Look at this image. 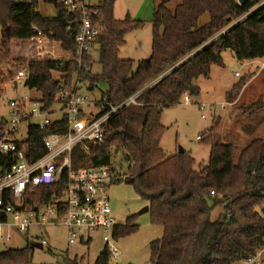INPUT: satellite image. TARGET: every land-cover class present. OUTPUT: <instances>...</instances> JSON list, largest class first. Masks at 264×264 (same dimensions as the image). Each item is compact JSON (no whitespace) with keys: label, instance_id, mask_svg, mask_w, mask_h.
Listing matches in <instances>:
<instances>
[{"label":"trees","instance_id":"16d2710c","mask_svg":"<svg viewBox=\"0 0 264 264\" xmlns=\"http://www.w3.org/2000/svg\"><path fill=\"white\" fill-rule=\"evenodd\" d=\"M47 1L55 5V15L37 10L38 0H0V95L9 79L27 67L29 89L40 92L45 106L51 107L61 90L73 91L79 66L77 16L57 0ZM116 1L97 4L96 21L103 29L98 40L101 72L93 74V58L84 56L79 73L90 90L105 85L102 97L116 105L141 93L136 104L124 106L112 117L102 143L88 153L76 148L74 165H111L115 153L125 152L130 169L125 178L148 201L151 222L164 228L162 237L150 244L153 264H242L264 244V135L247 144L237 160L232 143L207 135L209 162L198 170L191 154H166L161 117L186 95H199L196 81L209 78L212 66L222 64L223 51L231 50L239 61L264 58V5L244 17L263 0L244 5L237 0H181L173 11L168 8L172 0H162L153 10L151 55L139 61L121 58L120 49L126 35L142 22L130 15L117 19ZM206 14L208 20L200 23ZM33 26L53 42H31ZM4 66L11 70L4 71ZM250 79L248 75L233 86L226 94L228 102H234ZM63 130L65 125L46 130L31 126L29 154L43 155V136ZM3 132L0 126V138ZM54 190V186L39 188L43 198L37 202L47 201ZM218 205L223 212L212 220L211 210ZM138 229L135 216H129L115 226L114 237L119 240ZM31 261V244L0 252V264ZM65 264L80 263L75 257ZM93 264H110L106 246Z\"/></svg>","mask_w":264,"mask_h":264},{"label":"built area","instance_id":"2783aa9c","mask_svg":"<svg viewBox=\"0 0 264 264\" xmlns=\"http://www.w3.org/2000/svg\"><path fill=\"white\" fill-rule=\"evenodd\" d=\"M17 1L28 3L33 0ZM57 2L68 13L77 16L75 43L79 71L73 91L70 93L61 90L51 107L45 106L40 92L38 97L21 93L16 99L8 101L10 118H0V126L4 130L3 137L0 138V246L13 241L19 234L41 230L34 235L32 242L41 243L44 247L48 244V238L43 231L51 227H65L70 244L78 240L86 243L91 241L90 237H84L80 231H102L111 264V261L118 262L120 258V252L114 243V228L118 223L108 194V186L114 180L112 168L109 164L76 167L74 153L77 147L88 153L92 146L102 143L112 117L124 106L136 104V98L141 92L117 105L107 97L89 101L79 94L80 85L84 82L79 73L83 58L92 57L94 52L100 50L98 40L103 29L96 21L98 0ZM263 5L264 0L244 17ZM33 32L31 42H53L37 26H33ZM260 68H264V63ZM236 76L241 77L239 73ZM26 79L28 69L24 67L8 82L17 91L20 82L25 86ZM184 98L186 103L190 102L189 95ZM55 104H60L62 108L53 110ZM232 106V102L220 104L224 110ZM205 107V104L200 105L202 110ZM53 113L61 115L52 118ZM202 117L205 115L202 114ZM24 123L28 124L25 131L22 129ZM54 124L65 125V130L48 131L43 136L45 153L33 158L27 145L29 128L36 126L46 130ZM48 186L55 187L51 197L47 201L37 202L43 198L38 194L39 188ZM242 264H264V244Z\"/></svg>","mask_w":264,"mask_h":264},{"label":"rangeland","instance_id":"374dc122","mask_svg":"<svg viewBox=\"0 0 264 264\" xmlns=\"http://www.w3.org/2000/svg\"><path fill=\"white\" fill-rule=\"evenodd\" d=\"M162 0H117L114 7V15L117 19H124L130 15L142 23L136 29L126 35V43L120 49V56L124 59L135 61L148 59L151 55L152 44V19L155 5ZM181 0H172L168 4L170 10H174ZM38 10L43 15H55L56 7L47 0H38ZM204 15L200 23L208 20ZM94 64L92 73L101 72L99 52L92 55ZM264 58L255 61H239L231 50L222 53V64L211 68L209 78L200 77L196 83L199 86V95L190 97L186 103L185 98L179 105L166 108L161 117L166 131L161 141L162 148L168 156L179 153L182 148L191 154L197 164L196 168L202 170L207 166L210 157V145L205 138L211 134L220 142L232 143L235 147L236 160L242 149L253 139L264 135V68L259 70ZM8 69L9 66H4ZM11 70V69H10ZM14 72V71H13ZM239 73L241 77H237ZM251 76L239 95L234 100L235 105L228 110L221 109L222 102H228L226 94L233 86L244 77ZM15 76V75H14ZM13 76V77H14ZM56 79L60 78L58 72H54ZM10 80V79H9ZM89 83L83 82L79 88V94L89 101H99L106 90L103 84L97 85L93 90L88 89ZM21 93H29L32 97H38V93L30 91L29 87L19 83L16 91L10 82L5 85L0 95V118H10L8 101L16 99ZM205 104L204 110L200 108ZM60 104H55L53 110L61 109ZM202 114L205 117H202ZM61 113H53L52 118ZM24 123L22 129H27ZM201 136L203 139L198 138ZM114 180L108 186L113 215L119 224L125 223L129 216H135L139 229L119 240H114L120 252L118 262L111 264H153L151 262L150 244L153 240L161 238L164 233L162 225L151 222L149 211H143L148 206V201L141 198L135 189L125 178L130 173L129 162L125 152L115 153L111 160ZM123 177L124 181L119 179ZM223 212V207L218 205L211 210V219L216 220ZM41 230H31L30 233L19 234L13 241L0 246V252L11 248H24L31 244L32 261L30 264H65L66 259H76L80 264H93L100 251L105 247L104 233L102 231H80L84 237H90V244L78 240L70 244L67 239L65 227H51L43 231L48 238V244L43 248L33 245V237ZM240 264V263H237Z\"/></svg>","mask_w":264,"mask_h":264},{"label":"water","instance_id":"95a60500","mask_svg":"<svg viewBox=\"0 0 264 264\" xmlns=\"http://www.w3.org/2000/svg\"><path fill=\"white\" fill-rule=\"evenodd\" d=\"M238 1V3L240 4V5H244L247 1H249V0H237ZM258 1V0H257ZM28 84H29V80L28 79H26V81H25V86H28ZM17 85V83L15 82V86ZM184 152V150L181 148L180 149V151H179V153H183ZM248 171H250V168H248ZM119 181L120 182H122V181H124V178L123 177H120L119 178ZM149 210V207L147 206V207H145L144 208V210L143 211H148ZM33 245L34 246H36V247H39V248H43V245L41 244V243H33Z\"/></svg>","mask_w":264,"mask_h":264},{"label":"crops","instance_id":"0c3cea01","mask_svg":"<svg viewBox=\"0 0 264 264\" xmlns=\"http://www.w3.org/2000/svg\"><path fill=\"white\" fill-rule=\"evenodd\" d=\"M9 69H10V68L6 69V68L3 67V70H4V71H8ZM259 70H261V68H259ZM31 91L36 92V90H31ZM36 93H39V92H36ZM191 98H192V97H191ZM232 103H233V105H235V102H232ZM198 138H199V136H198ZM83 243H86V242H83ZM87 244H90V242L87 243Z\"/></svg>","mask_w":264,"mask_h":264}]
</instances>
